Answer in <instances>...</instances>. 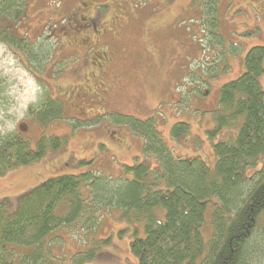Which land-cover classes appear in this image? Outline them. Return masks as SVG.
Returning a JSON list of instances; mask_svg holds the SVG:
<instances>
[{
  "label": "rangeland",
  "instance_id": "1",
  "mask_svg": "<svg viewBox=\"0 0 264 264\" xmlns=\"http://www.w3.org/2000/svg\"><path fill=\"white\" fill-rule=\"evenodd\" d=\"M18 31L49 58L41 68L25 51L0 42V135L22 132L34 147L43 135H59L67 144L0 175V200L62 174L99 170L117 177L124 165L145 160L143 139L118 123L121 116L153 117L177 156L201 157L215 168L219 138L209 132L221 87L243 74L251 47L264 46V0H31ZM106 45L115 57L109 69L114 91L103 101V78L93 73ZM260 82L264 88V75ZM47 92L64 109L43 124L29 108ZM179 122L189 129L175 136ZM82 160L88 163L79 165ZM82 190L87 197L89 188ZM100 209L95 224L82 216L62 225L55 251L76 264L73 258L88 244L85 251L103 255L85 264H138L130 249L134 225L118 211ZM211 210L205 240L213 231Z\"/></svg>",
  "mask_w": 264,
  "mask_h": 264
},
{
  "label": "trees",
  "instance_id": "2",
  "mask_svg": "<svg viewBox=\"0 0 264 264\" xmlns=\"http://www.w3.org/2000/svg\"><path fill=\"white\" fill-rule=\"evenodd\" d=\"M30 2L0 0V42L25 51L43 68L48 50L18 31ZM244 62L243 74L221 87L214 112L215 128L209 134L219 138L215 168L201 157L177 156L153 117L121 116L118 123L143 139L145 160L124 165L117 177L99 170L62 174L17 198L1 199L0 264H71L67 252L55 251V232L82 216L95 224L98 208L118 211L134 225L130 249L138 264H264V46L251 47ZM63 106L47 92L29 114L48 124ZM188 129V123L179 122L173 134ZM66 144L59 135H43L35 147L22 132L0 135V175ZM210 209L213 231L205 240L202 227ZM86 246L74 263L103 255L85 251Z\"/></svg>",
  "mask_w": 264,
  "mask_h": 264
},
{
  "label": "flooded vegetation",
  "instance_id": "3",
  "mask_svg": "<svg viewBox=\"0 0 264 264\" xmlns=\"http://www.w3.org/2000/svg\"><path fill=\"white\" fill-rule=\"evenodd\" d=\"M96 25H97V23H96ZM97 30H98V28H97ZM88 32H90V30ZM95 43L97 45H101L100 40H97ZM109 46L110 45L101 46L99 52H100V55L102 57V60L100 61V63H94V66H96V67H95V73H93V75H101V78H103L104 89L106 90V92H104V94H103V101H107L110 94L114 91V87H113L112 83L110 82L111 77L109 75L110 74L109 69L113 64L115 57L113 56V52H111L109 50ZM86 88H88V87H86ZM90 90L92 92V88H90Z\"/></svg>",
  "mask_w": 264,
  "mask_h": 264
}]
</instances>
